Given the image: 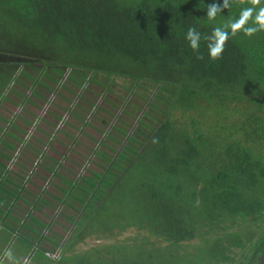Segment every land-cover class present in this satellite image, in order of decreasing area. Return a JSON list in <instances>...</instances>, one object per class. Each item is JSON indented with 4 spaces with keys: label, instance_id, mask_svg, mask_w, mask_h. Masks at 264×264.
Returning <instances> with one entry per match:
<instances>
[{
    "label": "trees",
    "instance_id": "1",
    "mask_svg": "<svg viewBox=\"0 0 264 264\" xmlns=\"http://www.w3.org/2000/svg\"><path fill=\"white\" fill-rule=\"evenodd\" d=\"M209 5L222 9L215 19L208 18ZM262 8L264 0L258 5L252 0H0V109L6 101L24 110H7L15 120L0 110V150L18 167L8 172L22 176L19 188L32 179L49 183L62 194L39 184L52 202L74 196L81 202L68 209L76 214H66L80 220L67 219L75 225L70 236L55 231L58 242L46 240L53 252L60 249L63 256L76 252L87 237L135 229L141 235L136 239L146 242L143 254L135 250L121 259L115 245L113 253L94 255L104 264H181V259L182 264H264V30L250 37L244 30L231 31L245 9L252 14L244 28L259 29L255 17ZM190 27L201 35L198 53L186 39ZM217 27L229 39L222 58L213 60L208 43ZM59 84L85 104L51 102L44 114L30 108L43 107L34 98L48 101L55 92L69 101ZM92 96L123 114L115 115L107 104L95 108ZM64 112L104 135L95 149L88 148L98 159L72 149L79 158L68 160L79 169L81 158L92 164L78 180L62 172L74 173L61 162L71 147L61 135L71 134L63 127L72 125ZM234 112L243 118L232 121ZM90 115L104 127L88 121ZM18 127L24 135L15 141ZM238 132L244 138H237ZM45 135L63 145V153L48 154ZM11 151L26 161H17ZM83 181L86 187L80 186ZM44 200L35 208L49 218L48 226L39 222L49 229L65 226L54 219L55 208L50 216L43 211L49 205ZM130 204L145 223L97 224L96 229L89 224L100 212L111 220L116 210L119 220L127 221ZM213 238L215 249L188 251ZM235 247L244 249L240 257Z\"/></svg>",
    "mask_w": 264,
    "mask_h": 264
},
{
    "label": "rangeland",
    "instance_id": "2",
    "mask_svg": "<svg viewBox=\"0 0 264 264\" xmlns=\"http://www.w3.org/2000/svg\"><path fill=\"white\" fill-rule=\"evenodd\" d=\"M65 81H66V79H65ZM120 81L125 82V79H120ZM60 85L61 84L58 85V88H59L58 91L62 92L63 96H65L64 94H66L69 98V101L67 100V98L59 96L56 92L50 93V91L44 90L45 93H50V95H49L50 100L43 101L41 98L36 97V98H34L35 99L34 101L37 100L39 104L43 105V107H41L39 109V108H37V105L31 104L30 108L33 111H35L36 113L38 112V113L44 114V112L46 111V108L49 107L51 102H57V103H60L64 106H66L67 104H70L71 108H76V107H72V106H75L77 103H84L85 104V101L80 100L76 96H72L65 89L61 88ZM56 86L57 85H55V87ZM96 86L97 85H94V88L99 89V86L98 87H96ZM115 89L119 90L120 93H125V91L122 89V87L115 86ZM107 95L109 97L113 98V100L116 101L117 103H121V101H122L121 99H118L116 96H114V94L112 92L108 93ZM97 97L92 96L89 98L92 101H96L95 102V104H96L95 108L97 107L98 104H107L109 106L108 108L112 112H114L115 115L116 114L117 115L123 114V111L121 109L115 108L111 104L106 103L105 100H102L100 97H98V98ZM128 98L132 99L131 95L128 96ZM4 102L5 103H3L2 105L6 108L0 109V110L2 112L6 113L7 115L9 114L7 116L8 119L14 118V120H15L16 117L14 115H11L9 112H7V110H15V112H21L23 114L24 110H22V109L20 110V106L19 107L15 106L13 103H10V102H6V101H4ZM87 105H89V104H87ZM122 107L128 108L127 103H124L122 105ZM101 115H104L105 117L110 118V120H112L113 123L116 121V118L114 117V115L108 116L107 114L102 113V112H101ZM63 116L65 119L69 120V122H71L72 125L63 126L71 134L69 137H66V135H64V134H61V135L63 136L66 145H69L71 147H70V150L67 153V155L65 157H61V162L65 166L68 165L72 171L74 170L73 174H75L76 176L73 175L72 173L69 174L64 170H62V172L65 176H68L70 179L78 180L79 174L87 173L85 166L90 167V166H92V164H90V162H87V160H85L84 158L80 157L82 159V161H81V163H82L81 168L82 169L81 168L79 169L78 166L74 165L71 161L68 160V157H70L73 160L79 158V155L78 154L76 155L73 152L74 150H72V149L76 148L78 151L84 152L88 156L91 155V157L97 158V156H95L94 151L90 150L88 148H91V146L94 145V149H95V147L98 145V140L103 138L104 135H103V133H100L99 131L95 130L94 128H92L90 126H86L84 124V121H81V119H78L77 117H72V115H69L66 112H64ZM124 118H126V117H124ZM230 118L232 121L238 122L243 117L241 114H237L234 112V113H232V116ZM88 121L93 122L95 125H97V127L101 128V129L104 127L101 123L97 124L98 123L97 119L96 118L93 119L91 117V115L88 117ZM19 122H21V124L24 123V126L27 127V124H26L27 122L23 121L21 116L19 117ZM14 131H16V133H17V136L14 135V140L19 141V138H21V136L24 135V130H22V129L20 130L18 127V129L14 130ZM84 131H85V134H84ZM106 131L110 132L112 130L109 127L108 130H106ZM0 132L3 133L1 128H0ZM86 133H87V135H86ZM236 136L239 139L244 138V136H242L241 132H238L236 134ZM45 137H47V136L45 135ZM91 137H96L97 142L94 143V140ZM46 139L48 141H47L46 145L43 146V148L44 147L46 148V152L48 154H51L52 156H54V155L58 156V154L63 153V151L65 149V147L63 145L58 144L56 141H52V139H50V137H47ZM36 145H38V144H36ZM39 146L42 147V144H40ZM1 151L2 150H0V158H3L4 156H3V153ZM56 152H58V154ZM9 154H12V156H14V157H19L20 162L26 161L25 158L22 159V157L20 155H16V152L11 151V152H9ZM111 154L116 155L114 152H111ZM15 159L18 161L17 158H15ZM7 161H9V160L7 159ZM5 165L8 166L9 169H12V170L18 169V167L12 163L5 164ZM0 167L4 168L5 166L3 164H0ZM24 173H26V172H24ZM38 182L42 186V188L45 187V188L49 189L54 194H57L59 196L62 195V194H60V192L57 189L53 188L46 181L38 180ZM58 182H60V181H58ZM83 182L84 183L81 184L80 186L86 187L85 181H83ZM80 183H82V182H80ZM135 192H136V190L134 191L135 199L139 200L141 197L138 195H135ZM62 193L64 194V191H62ZM23 195H25V194H23ZM75 195H80V194H78V192H75ZM132 196L133 195H131L130 197H132ZM44 197L47 199H50V197H48L46 195ZM27 198H28V196H27ZM47 199H46V201L49 202V205L44 206L46 208V209L44 208V212H47V213L51 212L52 213V211H54L56 209L54 211V213H55L54 219L56 218V220H58L59 222H61V224H64L65 226L58 225L61 228L60 227L58 228L55 226L54 229H52L51 227H50V229H49V227H47V228L45 227L46 228L45 229L44 226L38 221L37 217H36V220L34 219L33 221H31V223H33V224L27 223L25 227H23L21 224H18V226H19V227H17V229H18L17 235L19 236L18 237L19 238L18 239L19 240L18 245L22 246L23 253L27 255L28 253H30V249H31L30 247H32L31 245H35L34 247H32L33 252H34V256L32 258L31 264H95V262L96 263L99 262V264H104L105 260L102 258V256L99 257L97 255H94L95 251L97 252V250H98L99 253L105 254L107 252L113 253V251L115 249L121 248V251H120V249L118 250V253H119V256H121L120 257L121 259H123V254L131 255L135 250L139 251V252L142 251V254L145 252L146 247H147L145 245L146 242L143 240L136 239L137 236L140 235V231L135 230V229H130V230H128L126 232H122V233H120L119 231H114L113 233L109 234L110 237H105V238H104V236H101L102 238H99L98 236L87 237L85 239V242L80 243L76 247V252H71V253L69 252L67 254L65 253L63 256L60 255V249H56L54 252H53V250L49 251V248H55V247H48V246H51L48 243L51 244L50 241L58 242L57 237H56L54 232L57 231V232L63 234L67 239L71 234V231L69 232V230H68L69 227H72V228L75 227V225L70 224L67 221V219L71 222H74V224H78V222L80 220L76 219L74 221V220H72V218L70 216L66 217V214L67 215L68 214H71V215L76 214L72 210H68V209L70 207H71L70 209H73L72 206L75 207V205H77L76 202H79L77 196H74V198H71L68 201H61V200H64V197H60L58 201L56 200L57 202H55V201L52 202L51 201L52 199L51 200H47ZM43 201H45L44 198L43 199L39 198L38 201H35V203H39L38 204L39 206H43V203H44ZM79 203H81V202H79ZM54 204L56 205V207L54 206ZM79 206L80 205H78L77 207H79ZM81 208L83 209V206H81ZM99 209H100V207H99ZM129 209L130 210H128V215H127L129 218L127 221L119 220V219H121V217H120L121 214L118 215V210H116L115 215L112 216L113 218L110 216L111 220L106 219L104 216L106 214L100 212L101 213L100 215H97V216L93 217L92 219H89V224H92L96 229V228H98L97 224H114L117 227V224H131V223L141 224V223L146 222V220H144V216L143 215L139 216V213H137L138 207L136 206V204L135 205L130 204ZM36 210L38 211V208ZM38 216L43 218V216L39 213H38ZM49 216H50V214H49ZM51 220L53 221L52 218H51ZM55 224L57 225L58 223H55ZM45 225L48 226V224H45ZM66 227H68L67 230H63V229H66ZM44 229H45V231H44ZM43 231H44V233H43ZM46 231H48V232L45 233ZM41 235H42V237H41ZM43 237H45L44 240H43ZM140 237H141V235H140ZM149 239L151 242H153L155 244H157L159 242V240L156 239L155 237H150ZM46 240H50V241H46ZM197 240L198 239H196L195 241H197ZM129 241H133V242H129ZM128 243H130V244H128ZM115 245H118L117 248L114 247ZM67 246H68V244H67ZM203 246L204 247H212L213 249H215L214 247L216 246V238H213L212 242H207L206 244L199 241L198 245L197 244L190 245L191 248H189L188 251L191 252V254H200L201 250L204 251ZM44 247H48V248L43 249ZM243 250H244L243 248L235 247L234 253L237 254V257H240L243 253ZM59 255H60V257H59ZM56 258H58V259H56ZM182 263H183V259H181V264Z\"/></svg>",
    "mask_w": 264,
    "mask_h": 264
},
{
    "label": "crops",
    "instance_id": "3",
    "mask_svg": "<svg viewBox=\"0 0 264 264\" xmlns=\"http://www.w3.org/2000/svg\"><path fill=\"white\" fill-rule=\"evenodd\" d=\"M0 136H2L1 132ZM2 163L5 167H0V264H31L34 256L32 247L35 245H31L30 253L27 252V255L24 254L22 246L18 245L19 236L17 235V227H19L18 224H21L23 227L27 223L33 224L31 221L36 220V217L43 224L49 221L36 210L34 205L36 204L38 206V203H35V201H38L40 196L47 199L44 196L48 195L40 189L39 182L35 179H32V182H29L24 188H19L24 183L21 178L22 176L8 172L9 167L5 165L12 163V161L10 162L7 159L0 158V164ZM10 170L12 171V169ZM13 171H16V169ZM51 199L52 197L47 200ZM38 213L43 218L38 216ZM48 247H45V249ZM51 250L53 249L51 248Z\"/></svg>",
    "mask_w": 264,
    "mask_h": 264
},
{
    "label": "clouds",
    "instance_id": "4",
    "mask_svg": "<svg viewBox=\"0 0 264 264\" xmlns=\"http://www.w3.org/2000/svg\"><path fill=\"white\" fill-rule=\"evenodd\" d=\"M254 4H259L260 0H252ZM224 7L227 8L228 4L225 3ZM222 11L219 5H209L207 8L208 18L215 19L218 12ZM252 9H245L240 18L231 24L232 34L240 30H244L245 35L252 36L259 30H264V8L260 9L259 13L256 15L255 20L256 23L260 26L257 28H244V25L247 23V19L251 16ZM186 39L189 41L190 47L194 52H199L200 49V41L201 35L194 27H190L186 34ZM210 42L208 43V49L210 53V57L213 60H217L222 58V53L225 50L226 42L229 39V33L227 31L222 30L217 27L214 29L212 37L209 38ZM198 59H203L202 56H198Z\"/></svg>",
    "mask_w": 264,
    "mask_h": 264
}]
</instances>
